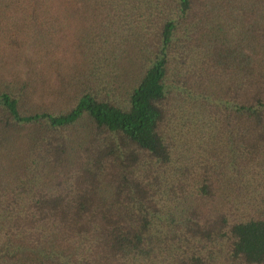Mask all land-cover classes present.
Segmentation results:
<instances>
[{"label": "trees", "instance_id": "1", "mask_svg": "<svg viewBox=\"0 0 264 264\" xmlns=\"http://www.w3.org/2000/svg\"><path fill=\"white\" fill-rule=\"evenodd\" d=\"M0 264H264V0H0Z\"/></svg>", "mask_w": 264, "mask_h": 264}]
</instances>
